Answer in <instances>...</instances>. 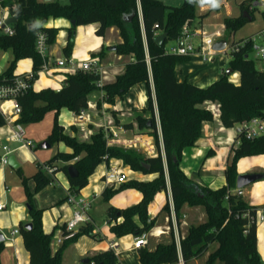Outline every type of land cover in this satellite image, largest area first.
Returning <instances> with one entry per match:
<instances>
[{"label":"trees","instance_id":"16d2710c","mask_svg":"<svg viewBox=\"0 0 264 264\" xmlns=\"http://www.w3.org/2000/svg\"><path fill=\"white\" fill-rule=\"evenodd\" d=\"M223 0H185L181 6L172 7L161 0H139L142 9L143 26L136 15L130 23L125 17L138 10V0H65L44 2L39 0H2L1 5L15 7L14 15L18 21L13 25L15 34L5 36L0 33V54L10 53L6 69L0 75L1 84H11L16 77L17 65L20 61L29 59L33 62V73H37L43 60L36 50L37 34L43 32L48 36V45L57 41L59 29L46 28L51 20H65L71 25L67 30V43L63 49L66 59L72 57L76 29L82 26H97L95 34L105 37L107 31L116 28L122 43L117 45L115 54L131 57L132 61L125 67L124 74L103 88L105 102L115 106L117 98H124L130 89L138 84H145L148 89L147 107L136 111L135 121L141 133L154 137L157 147L159 136L155 117V102L157 105L161 126L166 164L171 187L174 210L179 221L185 206L202 207L206 221L196 226H190L180 244V254L185 263L202 258L209 253L206 264H262L258 253L257 224L255 218L256 206L247 204L242 197L233 194L239 176L237 165L248 157L264 155V136L255 140L240 139V145L233 149L226 170V185L217 190L202 187L189 179L181 168L183 153L195 147L202 138L203 127L214 121L213 114L204 106L207 103L220 106V122L225 129L231 130L236 124L264 116V73L260 72L253 61L244 54H236L228 63L232 74L239 75V84L229 82L226 73L223 77L207 88H198L188 81L178 82L177 65L189 61V57L167 54V45L175 42L182 35L186 23L192 25L196 20H204L209 14L198 15L197 9L203 4L216 5ZM255 0H245L240 4L238 17L225 18L224 26L228 35H235L245 25L250 23L243 17L254 21L257 10H250L249 5ZM166 34L163 46L156 39ZM147 50V51H146ZM149 59V63L147 60ZM150 73L154 83L155 101L150 89ZM99 77L78 71L68 74L59 91L50 88L35 92L31 89L18 102L21 107L19 123L23 126L40 123L49 113H54L53 128L46 142L51 146L63 144L70 153H57L46 165L56 167V174L63 171L68 177V169L74 167L78 172L75 179H70L71 190L80 192L89 184L90 177L101 164L110 160H120L132 171L144 175H155L156 178L147 181H131L117 188H105L102 197L109 202L113 197L125 190H136L142 194L141 201L129 208L109 207L107 221L110 231L118 239L128 236L139 237L149 233L156 225V218L149 216V207L155 197L167 192V181L164 162L161 154L158 157L146 158L133 150L108 147L103 129L94 133L89 141H80L76 136L65 134V127L59 122L62 110L79 113L87 108L91 95L98 92L96 83ZM101 102L98 107L101 108ZM116 125L120 120L115 111L109 110ZM6 125L5 118L0 114V129ZM124 127L132 129V124ZM216 153L210 150L205 159L213 158ZM72 165L57 167L58 161ZM143 164H148L145 169ZM22 180L28 207L31 229L20 224L19 232L23 237L25 249L30 256V264H62L65 249L86 236L96 239L95 227L87 224L80 228L78 234L63 244L53 253L51 242L54 233L43 230L42 217L44 210L36 208L34 196L50 186L51 179L47 177L42 165L31 177H24L21 170L16 171ZM35 183L31 192L28 182ZM170 214L167 202L162 209ZM122 222L118 223V220ZM5 250L0 243L1 255ZM140 264H178L179 251L174 241L173 232L167 243H160L154 250L147 248L138 251ZM87 264H120L113 251L100 252L86 259Z\"/></svg>","mask_w":264,"mask_h":264},{"label":"crops","instance_id":"0c3cea01","mask_svg":"<svg viewBox=\"0 0 264 264\" xmlns=\"http://www.w3.org/2000/svg\"><path fill=\"white\" fill-rule=\"evenodd\" d=\"M221 4H224V2ZM211 7L217 9L219 6L211 5ZM201 9H203V7H201ZM138 10L141 16L140 22L143 26V19H142L143 15L139 0H138ZM230 13L231 12H228V14ZM198 15L200 16V14ZM205 21H207L206 18L204 20H196L192 23V27L204 29ZM70 26H71L70 23L65 20H51L46 25V28H57L60 30L55 45L49 47L48 55L51 60L55 61V60L66 59V57L63 54V49L67 43V30L70 28ZM96 28L97 26L92 25V26H82L76 29V38L74 41L72 56L77 58V60L79 59L82 60L89 56L98 57L101 60L103 66H105L108 72L110 73V81L107 84H111L116 80L118 76L124 74L125 67L128 63L132 61V58L118 56L115 54V52L112 51L113 47H117V45L122 43V39L120 37L119 31L116 28L113 27L109 29L105 37L96 36L95 34ZM218 35L219 37H217V39L219 38V40H225L228 37L230 38L232 37V35L227 34L225 26L223 31L218 32ZM172 44L173 43L168 44L167 48L170 47ZM26 60L28 62L20 61L18 63V65H20L19 67L22 69L21 71H19V73L16 72L17 75H21L22 73L20 72H24L23 70H26V68L27 70L29 69L31 70L30 72H32L33 62L29 59ZM226 60H227L226 58H220L219 62L221 64L219 65L217 63L216 64L213 63L214 65L213 64L205 65L203 64L199 56L191 57L189 58V61L177 65L176 67L177 80L180 83L184 81H188L190 84L198 88H202V89L207 88L223 77V74L225 72L221 71L220 73V68H222L221 67L222 64L226 63ZM6 66L7 65L5 64H2L0 66V75L6 69ZM66 72H68L67 69H61L54 71L51 76H47V75L39 76V78L33 84V90L35 92H39L41 90L50 88L48 84H51V82H54L56 80L62 81V77L65 76L66 78V75H68V73ZM64 80L60 83L61 87H55L56 88L54 89L55 91H59L62 89ZM37 81H39L38 84ZM150 89L152 91V97L155 101L154 83L151 73H150ZM101 96H102V92L98 90V92L91 95L90 101L92 103H98L100 101ZM142 98L146 99V101L143 103L141 102ZM147 100H148V89L147 86L143 83L132 87L124 98L116 99L115 112L120 120V124L123 126L126 124H132L133 126L132 129L130 130L124 127L126 129V134H124V137L132 138L134 136H143L140 134L141 132L138 128L137 122L135 121V113L136 111L142 110L143 108L147 107ZM207 104H205L204 106L205 108L207 107ZM63 111L64 110H62L59 115V120H62L61 124L65 127V134L71 137L76 136L80 141H84L82 139V134H80L79 129L73 126L70 127L71 120L69 123L67 124L65 123L63 118H66V115L62 114ZM107 112L104 115L93 114L94 116H92V123L89 126L93 134L98 132L105 123L109 121H113L112 114L111 115L109 114L110 116L106 118ZM49 114L53 115L52 125L47 127L45 131H43L42 129L41 134L43 135V138H48L53 128L54 113L52 112ZM98 116H102L103 119H99ZM31 128L32 126H28V129L25 128V131L27 137L32 141L34 138H36L38 133L35 129H31ZM226 131H228V129H225L222 126L221 122L217 120H214L212 123L204 124L202 138L197 142L194 148L186 150L183 153L184 159H183L182 170L184 171L185 175L189 178L191 177V175L197 179L202 178L201 182L197 181V183L201 186H207L210 189L217 190L226 185L225 170L228 161L231 157L229 153V149L231 146L230 142L232 138H234V132L227 134ZM5 137H6V131L0 130V148L7 144ZM147 137H152V136L148 135ZM228 139L229 141H227ZM210 150H213L216 153V155L213 158L205 159V155ZM20 152L22 153L21 156L22 163L25 161L29 163L35 162V164H37L36 166L37 170H38V166L45 164L42 162L45 160L42 161L38 160L36 147L32 150H21L17 153ZM62 153H70V150L66 147V151ZM139 153H141L143 156L146 157L144 153L142 152ZM262 156H257V157H262ZM245 159L247 158H244L241 161H239L237 165V172L239 175L254 174V173L264 174L263 158L252 161ZM17 163L19 164L18 169L21 170L24 177L31 178L35 174L34 173L33 175L26 176L19 161H17ZM72 164L73 162L64 163L63 165H72ZM55 165L57 167H61L58 166L57 163ZM125 168L130 169L129 167L126 166ZM17 170H15L14 172L15 175H14L13 173L7 172L6 169L0 164V194L3 203L6 205V209L0 212V233L4 237V245H5V250L1 255L2 264H30V256L25 249L22 235L21 234L15 236L11 235V232L13 230L15 229L19 230L20 224H24V225L30 224V218L28 215V208H27V199L22 185L21 177L16 172ZM105 170H106V165L103 166L101 173L96 174L95 171V173L89 179L88 186L85 189L81 190V193L86 196H90L95 193L99 195L94 201L91 211L89 213L92 224L95 227V234L97 235V238L91 239L89 237L83 236L76 243L69 245L64 251L62 264H69L67 261V255L70 252L71 247H74V252H75L74 253L75 260L72 264H82L84 260L91 258L100 252H105L106 244L108 240L121 241L122 244L118 249L119 252L118 259L120 264H140L138 251H131L129 249L130 243L134 238L133 236H128L122 239L116 238V236L112 234L110 231V226L108 225L107 217L105 222V226L107 227L106 231L104 229H98L96 227V220L93 215V211L95 204L100 198H102V193L105 190V184L102 181V176ZM199 171H201L200 173L203 174H200ZM131 177L133 181H142V182L151 181L156 178L155 175H144L142 173H138L134 171ZM56 179L58 182L56 185L49 186L34 196V204L36 208L44 210L42 217L43 230L48 234L54 233V237L51 242V250L53 253H56L60 249V246L56 245V239L60 236V231L62 226L65 224L66 220L71 216V209L65 203L67 193L71 190L68 177L63 171H60L56 174ZM28 186L31 192H34L35 190L34 181L30 180L28 182ZM125 191H128L130 195L133 194L131 199V201L133 202L132 204L136 205L141 201L142 194L139 193L138 191L136 190H125ZM123 192H121L120 194H122ZM243 192L244 193L242 198L247 204L251 206H256L259 208V210L264 212V180L254 184V186L251 187V190L249 192H245V189ZM118 195H116L115 197H117ZM115 197H113L108 203L112 202L115 199ZM247 197L249 199H247ZM168 199L169 197L166 192L159 193L155 197L154 203H152L149 207V216L151 219L156 218L157 221L159 220V217L162 214L163 205H165L168 202ZM114 206L115 208H118L116 205H113L111 207ZM107 209H106V214H107ZM120 209H125V208H120ZM182 214L184 220L181 218L178 221V226L181 234L186 232V227L189 228L190 226H196L206 221V215L198 207L190 208L188 206H185L182 209ZM165 216H166L165 223L163 225L156 224L155 228H161L162 230H166V228L168 227L167 219L169 218V214L167 213ZM120 222H122V219L118 221V223ZM186 234L184 236H186ZM166 236L171 237V233L169 234L166 233L165 235H162L158 238L151 237L149 240V244L152 238L162 239L163 237ZM257 239H258V253L260 254L262 262L264 264V224L259 225L257 227ZM160 243H165V242L163 241L158 242L150 250H154L156 246ZM208 256L209 253L205 254L200 259L191 260L188 263H185L184 261L183 262L184 264H206V260ZM180 258H182V256L179 253V259Z\"/></svg>","mask_w":264,"mask_h":264},{"label":"built area","instance_id":"2783aa9c","mask_svg":"<svg viewBox=\"0 0 264 264\" xmlns=\"http://www.w3.org/2000/svg\"><path fill=\"white\" fill-rule=\"evenodd\" d=\"M65 1V0H54ZM228 0H223L216 6H221L227 3ZM0 8L3 12L0 17V33L5 36H13L15 31L13 25H7L6 22L13 17L15 7H3ZM224 4H221L223 3ZM250 10H257L261 12L263 16V25L252 35L247 36L240 40H233L232 37L222 52H216L213 50V46L216 41H220L219 35L208 36L203 28H193L192 25L186 23L182 28V35L173 44L167 48V54L180 56V57H194L199 56L205 65H211L215 62L217 54H224L230 61L236 54H244L245 58L255 63L258 70L264 73V0H255L249 5ZM216 36V37H215ZM207 48V50H206ZM36 50L39 56L43 60L41 69L35 74L32 72L21 74L14 79L11 84L0 83V114L5 118L6 125L0 130L6 131L7 144L2 147L3 155L0 156V164L3 167L9 166L10 157L13 154L21 150H32L35 148L33 141H31L26 134L25 128L19 123L21 115V107L19 105V98L23 97L27 92L33 89L34 82L39 78L41 74L51 76L56 70L67 69L75 74L78 71H82L88 74H93L99 77L96 83V87L102 92L100 101L102 106L98 107V103H92L89 101L87 108L81 110L79 113H71V126L79 129L84 141H89L93 135L89 128L92 123V115H104L107 111H115V106H111L105 102V95L103 93L104 86L110 81V73L107 68L103 66L101 60L98 57H86L79 59L71 57L65 60H51L49 58V45L48 36L39 32L36 40ZM147 51V50H146ZM148 63L149 59L147 57ZM230 83L234 85L239 84V75L237 73L228 76ZM207 110H209L214 117V120L220 121V106L217 104L208 103ZM155 117L156 125L159 134V146H156L154 137L134 136L132 138L124 137L126 129L123 125H116L113 121L105 123L101 129H103L104 137L108 147H116L124 150H135L142 152L147 158L158 157L161 154L164 162L166 181H167V194L168 203L170 205V214L168 221V227L166 230L161 228H153L149 233L139 237H134L130 243L129 249L131 251H139L140 249L147 248L151 237H160L166 233L173 232L174 241L180 253V244L184 239V235L180 233L178 220L175 215L174 204L171 194V187L169 182L165 149L162 139V133L160 129V121L155 105ZM234 132V138L230 142V148L236 149L240 145V139L255 140L261 136H264V116L253 118L248 121L236 124L232 129ZM229 141V139L227 140ZM10 144H16L17 147L12 149ZM77 159L71 161L73 164ZM69 162V163H71ZM106 165V170L102 176V181L105 184V188L119 187L123 184H127L132 180L131 175L133 171L125 168L124 164L120 160H110ZM44 174L51 179L50 186L56 185V167L46 164L42 165ZM244 190H236L233 192L238 197L243 196ZM98 194L86 196L80 192L70 190L67 193L65 200L66 205L71 209V216L62 226L60 236L56 239V245L63 246L67 241L72 240L76 234H78L81 227L92 224L89 213L92 205ZM6 209V205L2 201L0 194V212ZM120 220V219H119ZM118 220V221H119ZM257 227L264 224V212L257 211L255 218ZM20 234L18 229L11 232L12 236ZM121 241H107L105 252L113 251L116 256H119L118 249L121 246ZM178 264H184L183 259L180 258Z\"/></svg>","mask_w":264,"mask_h":264},{"label":"rangeland","instance_id":"374dc122","mask_svg":"<svg viewBox=\"0 0 264 264\" xmlns=\"http://www.w3.org/2000/svg\"><path fill=\"white\" fill-rule=\"evenodd\" d=\"M39 1H44V0H39ZM185 0H164L165 4L168 5V6H172V7H176V6H179V5H182L184 3ZM245 1V0H228L226 4L224 5H221L219 6L217 9H214V7H211V5H208V4H203L202 6H199L198 9H197V13L200 14V15H205V14H209V16L206 18L207 21L204 22V30H205V33L206 35L208 36H212L214 37V35H218V32L219 31H223L224 30V19L225 18H232V17H238L240 15V4ZM201 7H203V9H201ZM228 12H231L230 14H228ZM3 12L0 8V17L2 16ZM263 24V16L261 14V12H256L255 15H254V21L253 22H250L248 23L247 25H245V27H243L239 32H237L235 35L232 36V39L233 40H240L241 38H245L247 36H250L252 34H254ZM216 37V36H215ZM76 38V37H75ZM207 50V48H206ZM11 58V54L10 53H1L0 54V66L2 64H5L7 65L8 61L10 60ZM220 58H226V63L222 64V68H220V73L221 71L222 72H227L228 70V58L226 57V55L224 54H217L216 55V59H215V62L214 64H221L219 62V59ZM22 62H28L27 60H24ZM22 64V63H21ZM213 64V65H214ZM212 65V64H211ZM20 65H18L17 69H16V72L19 73V71H21L22 68L19 67ZM257 69L259 67H256ZM24 72H20V73H30L31 70H23ZM68 74H72V72L68 71L66 72ZM44 74H41L40 76H42ZM221 75V74H220ZM65 76L62 77V81L64 80ZM62 81H54V82H51V84H48L49 87L54 90L56 89L55 87H61L60 86V83ZM39 81H37V84H38ZM57 83V84H56ZM63 115H66V118H63L65 123H69L70 120H71V114L64 110L62 112ZM111 115V112H107L106 114V118H108L110 115ZM94 116V115H92ZM99 119H103L102 116H98ZM52 119H53V115L52 114H48L45 119L40 122V123H35V124H30V125H27L25 126V128L28 129V126H32L31 129H35L38 133V135L36 136V138H34L32 141L34 143V146L36 147V152L38 154V160L42 161V160H45V161H42L43 163H47L50 159H52L57 153H62V152H65L66 151V146H64L63 144H56L55 146H53L52 148L50 149H42L41 148V145L47 140V138H43V135L41 134V131L43 129V131H45V129L49 126L52 125ZM60 124L62 123V120H59ZM226 133H232V130H228L226 131ZM141 135L147 137L148 134L147 133H140ZM11 148L14 149L17 147L16 144H10ZM229 153L231 155L230 158H232L233 156V149L230 148L229 149ZM3 155V151H2V147L0 148V156ZM17 161H19V163L21 164V167L23 168V171L25 173L26 176H30V175H33L34 173H36L37 171V164H35V162H23L22 163V160H21V156H22V153H15L13 154ZM264 159V156L262 157H250V158H247L245 160H249V161H252V160H259V159ZM183 159H184V156H183ZM183 159H182V163H181V168H182V165H183ZM36 160V161H38ZM64 164V162L62 161H58L57 162V165L58 166H62ZM103 166H105V164H101L99 166V168L97 169L96 171V174H99L102 172V169H103ZM6 169L7 172L9 173H13L15 175V170L12 169L10 166H6L4 167ZM201 171H199L200 173ZM200 174H203V173H200ZM202 176V175H200ZM11 178V176H10ZM189 178V177H188ZM191 180H193L194 182L197 183V181H202L200 178L197 179L195 177H193L191 175V177L189 178ZM204 180V178H203ZM201 186V185H200ZM254 186V185H251L247 188H245V192H249L251 190V187ZM202 187H207V186H202ZM132 195H130V193L128 191H125L123 192L122 194L118 195L117 197H115V199L108 203V202H105L104 198H100L97 203L95 204L94 206V211H93V215L95 217V220H96V227L98 229H104L106 231V226H105V222H106V209L108 207H111L113 205H116L118 208H129V207H132L134 206V204H132L133 202L131 201L132 199ZM247 199H249L247 197ZM154 203V202H153ZM166 205V204H165ZM165 205H163V208L165 207ZM115 207V206H114ZM201 209V211L205 214V211L202 207H198ZM167 214V211H163L161 216L159 217V220L156 221V224L158 225H163L165 223V215ZM182 219L184 220V218L182 217ZM187 227H186V232H187ZM183 233V235L186 234ZM171 239L170 236H166V237H163L162 239H157V238H152L151 239V242L150 244L148 245L147 249H152L158 242L160 241H163L165 243L169 242ZM74 247H71L70 249V252L68 253L67 255V261L69 264H72L74 262ZM263 264V263H262Z\"/></svg>","mask_w":264,"mask_h":264},{"label":"water","instance_id":"95a60500","mask_svg":"<svg viewBox=\"0 0 264 264\" xmlns=\"http://www.w3.org/2000/svg\"><path fill=\"white\" fill-rule=\"evenodd\" d=\"M52 1H54V0H44V2H52ZM161 1H164V0H161ZM136 15H138V17L141 18L140 12H139V10H137V12H135L131 16L125 17L124 19H125L126 22L130 23L132 21V19ZM243 17L245 19H248L249 22H252V19L248 18L247 12L243 13ZM17 21H18L17 17H13V18H10L6 22V24L7 25H14V24L17 23ZM71 25L75 26V22H72ZM166 38H167V35L166 34H162L156 39V43L159 46H163L165 44ZM229 41H230V37L226 38L225 40L216 41L214 46H213V50L216 51V52L224 51L226 49ZM112 51L115 52L116 51V47H113ZM226 74H227V76H230L232 74V70L228 69ZM41 148L46 150V149H50L51 146L47 142H44L41 145ZM9 166L12 169H14V170H17L19 168V164L17 163L16 157L14 155L10 157ZM143 167L145 169H147V170L149 169V165L148 164H143ZM77 176H78V172L76 171V169L74 167H70L68 169V177L70 179H75ZM263 180H264V174L254 173V174L239 175L238 178H237V181H236V188L238 190H244L245 188H247V187H249L251 185H254V184H256V183H258L260 181H263ZM25 228L26 229H31L32 225L31 224H27L25 226ZM0 243H4V237H3V235L1 233H0ZM87 263H88L87 260H84L82 262V264H87Z\"/></svg>","mask_w":264,"mask_h":264},{"label":"bare ground","instance_id":"6f19581e","mask_svg":"<svg viewBox=\"0 0 264 264\" xmlns=\"http://www.w3.org/2000/svg\"><path fill=\"white\" fill-rule=\"evenodd\" d=\"M146 101V99L145 98H142L141 99V102L143 103V102H145ZM233 139V138H232ZM231 140V139H230ZM160 196V195H159Z\"/></svg>","mask_w":264,"mask_h":264}]
</instances>
